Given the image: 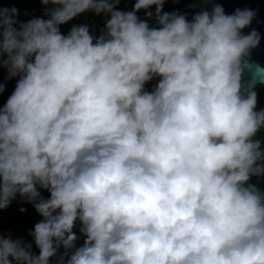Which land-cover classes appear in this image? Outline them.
<instances>
[{"label": "clouds", "instance_id": "obj_1", "mask_svg": "<svg viewBox=\"0 0 264 264\" xmlns=\"http://www.w3.org/2000/svg\"><path fill=\"white\" fill-rule=\"evenodd\" d=\"M40 3L52 7L26 22L0 6V69L15 78L0 104V210L20 196L41 217L32 242L0 231V264H264V192L248 183L264 175V68L250 59L260 34L242 31L255 12ZM87 12L107 17L98 35L61 32Z\"/></svg>", "mask_w": 264, "mask_h": 264}, {"label": "water", "instance_id": "obj_2", "mask_svg": "<svg viewBox=\"0 0 264 264\" xmlns=\"http://www.w3.org/2000/svg\"><path fill=\"white\" fill-rule=\"evenodd\" d=\"M4 1L6 0H0V4ZM213 2L221 4L227 14H231L237 8H247L255 12L250 26L242 31L244 34H247L254 29L260 34L261 39L259 45L251 50L250 59L254 65H259L264 68V0H212V2H209V0H165L163 11L177 12L179 14L188 13L193 16L202 10H210ZM24 4L35 5L41 3L40 0H13V7L15 8H19ZM151 11L153 13L155 12L154 5L151 7ZM140 19L146 20L150 27L159 26L154 15L148 17L143 14ZM248 78L246 74L245 79ZM255 89H264V83H257ZM260 136L264 137V131L261 132ZM248 183L255 185L259 191L264 192V175H253Z\"/></svg>", "mask_w": 264, "mask_h": 264}, {"label": "trees", "instance_id": "obj_3", "mask_svg": "<svg viewBox=\"0 0 264 264\" xmlns=\"http://www.w3.org/2000/svg\"><path fill=\"white\" fill-rule=\"evenodd\" d=\"M125 0H120L119 4H124ZM0 6L12 8L13 0H6L0 4ZM46 7L51 8V5H26L24 4L22 7L17 8L20 12L19 19L28 12H41ZM69 25V23L65 24ZM91 29V28H90ZM94 34H99L100 32H96L91 29ZM7 72L5 69H0V80H2L6 84V90L3 94H0V104H3L7 97L11 94L12 88H10V80H6L5 77ZM258 93L264 95V90L256 89ZM261 134V133H260ZM259 134V135H260ZM42 197L45 199L48 198L49 193L46 190L40 189ZM21 208L25 209L21 211ZM41 217L36 212L32 203L27 202L22 199L20 196H17L11 204L6 208L0 210V231H3L5 234H11L14 238H23L29 242H32V237L29 235V230L33 228L34 224L38 222ZM79 239L76 241L77 246L83 243L84 237L79 232V223H77V227L74 229ZM32 251L38 254V249L33 244ZM63 252V249L60 250ZM57 257L52 258V264H56Z\"/></svg>", "mask_w": 264, "mask_h": 264}, {"label": "rangeland", "instance_id": "obj_4", "mask_svg": "<svg viewBox=\"0 0 264 264\" xmlns=\"http://www.w3.org/2000/svg\"><path fill=\"white\" fill-rule=\"evenodd\" d=\"M45 16V10L41 11V12H29L27 13L25 16L21 17V21H27L33 17H44ZM46 18V17H45ZM97 15L91 13V12H87L84 14H81L79 16H77L76 18H74L72 21L69 22V25H61V32L62 33H67L68 30L70 29V27L73 24H87L89 25V27H96L97 25H102L103 23H101V21H98L97 19ZM104 26V24H103ZM15 86V78H13L12 80H10V88L14 89Z\"/></svg>", "mask_w": 264, "mask_h": 264}, {"label": "flooded vegetation", "instance_id": "obj_5", "mask_svg": "<svg viewBox=\"0 0 264 264\" xmlns=\"http://www.w3.org/2000/svg\"><path fill=\"white\" fill-rule=\"evenodd\" d=\"M135 3V0H125V3L124 4H118L117 5V8L120 9V10H123V11H130L132 10V7H133V4ZM35 5H39V4H35ZM23 6V5H22ZM21 6V7H22ZM29 6H32V5H29ZM45 10V9H44ZM151 10V9H150ZM43 11V10H42ZM29 13V12H28ZM27 14V13H26ZM25 14V15H26ZM143 14H145V11L142 9L140 10L139 12H137V15L138 17L140 18ZM181 14H185L187 16V19L188 20H191L192 19V15L191 14H188V13H181ZM24 15V16H25ZM106 15L104 14H101V15H97V20L98 21H101V23H105V20H106ZM103 24L102 25H97L96 27L92 26L90 27L91 29H93L94 31L96 32H100L102 29H103ZM159 27V26H158ZM156 83V80H152L150 82H148L146 85H145V88L147 90H151L152 87L155 85ZM264 90V89H262ZM258 105H257V108L260 109V108H264V95H261L260 93H258Z\"/></svg>", "mask_w": 264, "mask_h": 264}]
</instances>
